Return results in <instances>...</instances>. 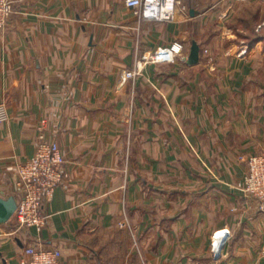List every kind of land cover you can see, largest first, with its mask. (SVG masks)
<instances>
[{
	"label": "crops",
	"instance_id": "obj_1",
	"mask_svg": "<svg viewBox=\"0 0 264 264\" xmlns=\"http://www.w3.org/2000/svg\"><path fill=\"white\" fill-rule=\"evenodd\" d=\"M174 41L197 60L121 75ZM0 102L1 197H20L40 129L65 159L40 231L0 223V264L32 242L63 264H264V213L236 189L240 156L264 151V0H180L167 21L124 0H15Z\"/></svg>",
	"mask_w": 264,
	"mask_h": 264
},
{
	"label": "built area",
	"instance_id": "obj_2",
	"mask_svg": "<svg viewBox=\"0 0 264 264\" xmlns=\"http://www.w3.org/2000/svg\"><path fill=\"white\" fill-rule=\"evenodd\" d=\"M180 0H124L135 15L158 21L172 20ZM15 0H0V29L14 12ZM183 45L174 41L169 46L155 49L149 56H143L132 70H124L123 77L133 78L140 74L147 63H171L182 56ZM8 119L7 108L0 102V123ZM43 123V121H42ZM64 156L56 139L48 137L42 128L37 133L33 155L18 167L17 186L20 197L16 200L13 216L18 227L34 228L40 231L47 222L44 203L49 200L55 188L62 182ZM247 172L243 185L239 187L245 195L255 198L257 207L264 212V153L251 154L246 159ZM228 232L220 234L219 244ZM58 247L30 243L22 247L20 264H63ZM90 264V263H73Z\"/></svg>",
	"mask_w": 264,
	"mask_h": 264
},
{
	"label": "water",
	"instance_id": "obj_3",
	"mask_svg": "<svg viewBox=\"0 0 264 264\" xmlns=\"http://www.w3.org/2000/svg\"><path fill=\"white\" fill-rule=\"evenodd\" d=\"M198 47L194 45L187 57V62L192 63L197 60ZM16 208V199L14 196L6 198L0 196V223L6 222L14 213Z\"/></svg>",
	"mask_w": 264,
	"mask_h": 264
},
{
	"label": "rangeland",
	"instance_id": "obj_4",
	"mask_svg": "<svg viewBox=\"0 0 264 264\" xmlns=\"http://www.w3.org/2000/svg\"><path fill=\"white\" fill-rule=\"evenodd\" d=\"M225 14H226V13L224 12V13L222 14V16H226V15H227V14H226V15H225ZM175 15H176V14H175ZM10 16H11V15H10ZM174 17H175V16H174ZM9 18H10V17H9ZM204 51H207V50H204ZM151 53H152V52H151ZM151 53H148L147 56H149ZM143 56H144V55H143ZM143 56H142V57H143ZM145 56H146V55H145ZM182 56L186 57L185 60H181V59H179V60H180V61H186V62H187V56H186V55H183V51H182ZM142 57H141V58H142ZM151 63H152V62H151ZM147 64H148V63H147ZM147 64H146V65H147ZM157 64H159V63H157ZM144 68H145V66L143 67L141 73L138 74V75H143ZM131 70H132V69H131ZM121 75H122V74H121ZM125 78H126V77H125ZM161 95H162V94H161ZM187 142H188V141H187ZM190 149L194 152V148H193V147L190 146ZM260 153H264V151H262V152H260ZM255 154H259V153H255ZM249 155H251V154L241 155V156H240V159H241V160H244V161L246 162V159H247V157H248ZM20 165H21V164H20ZM18 167H19V166H18ZM246 167H247V162H246ZM246 172H247V168H246L245 174H246ZM210 173H211V172H210ZM211 174H212V173H211ZM245 174H244V176H245ZM212 175H213V174H212ZM243 179H244V178H243ZM242 185H243V183H242ZM242 185H241V186H242ZM239 187H240V186H239ZM239 187L236 188V189H237V190H238V191H239L244 197H249V198H251L252 200H254V201H255V204H256V208H257V210H258L259 212H261V213H264V212H262V211H260V210L258 209L255 198H253V197H251V196H248V195H245V194L243 193V191L239 189ZM226 230H227V231H226ZM221 231H223V232L225 231V232H228V233H229V230H228V229H225V230H224V229H220V230H217V231H215V232L212 233V235H211V236H212V237H211V238H212V247H211V248H212L213 250L217 249L216 244H215L214 242H215L216 239L218 240V239L220 238V234L223 233V232H221ZM214 239H215V240H214ZM219 245H220V244H219ZM216 254H217V253H216Z\"/></svg>",
	"mask_w": 264,
	"mask_h": 264
},
{
	"label": "bare ground",
	"instance_id": "obj_5",
	"mask_svg": "<svg viewBox=\"0 0 264 264\" xmlns=\"http://www.w3.org/2000/svg\"><path fill=\"white\" fill-rule=\"evenodd\" d=\"M147 56V55H146ZM225 230V229H224ZM227 231V230H226ZM225 232V231H224ZM215 240V239H214ZM215 244L217 243V239L215 240V242H214Z\"/></svg>",
	"mask_w": 264,
	"mask_h": 264
}]
</instances>
